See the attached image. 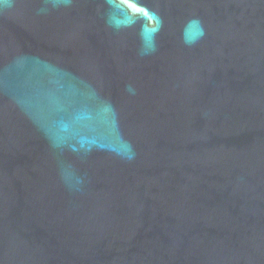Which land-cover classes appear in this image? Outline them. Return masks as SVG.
I'll return each instance as SVG.
<instances>
[{
    "label": "water",
    "instance_id": "water-1",
    "mask_svg": "<svg viewBox=\"0 0 264 264\" xmlns=\"http://www.w3.org/2000/svg\"><path fill=\"white\" fill-rule=\"evenodd\" d=\"M0 264H264V0H0Z\"/></svg>",
    "mask_w": 264,
    "mask_h": 264
}]
</instances>
